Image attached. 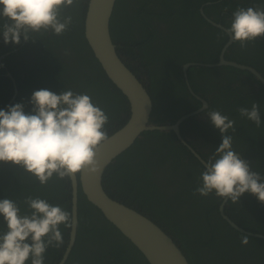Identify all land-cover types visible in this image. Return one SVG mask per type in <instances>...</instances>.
Masks as SVG:
<instances>
[{
	"label": "trees",
	"instance_id": "trees-1",
	"mask_svg": "<svg viewBox=\"0 0 264 264\" xmlns=\"http://www.w3.org/2000/svg\"><path fill=\"white\" fill-rule=\"evenodd\" d=\"M86 4L77 0L61 9V20L72 17L62 35L41 29L30 31L27 41L22 35L19 44L1 43L0 109L13 94V82L5 75L9 72L18 90L11 105L22 103L26 112L31 110L29 100L34 91L48 89L58 94L71 89L88 94L108 115V135L124 125L129 115L127 98L107 78L84 37ZM202 5L206 16L226 29L238 8L264 10V0H116L114 4L110 35L127 68L141 76L147 86L152 100L151 123L172 124L201 106L185 87L181 65L218 62L228 40L224 30L203 19L199 11ZM3 23L0 19V25ZM224 57L251 66L264 77V36L243 48L233 41ZM16 58L15 66L11 65ZM187 75L190 88L208 108L204 120L192 116L179 125L182 137H187L188 144L207 161L221 143V134L207 113L218 110L236 122L235 131L226 133L233 138V149L250 162L252 171L264 177V86L249 72L229 66H191ZM160 94L170 98L165 107L158 100ZM253 102L260 106L259 127L238 112L240 107L250 109ZM188 127L190 131L197 127V133L206 138L204 147L195 145L190 137L196 142L200 135L190 133ZM203 171L204 166L173 132L145 131L106 168L102 186L109 197L134 208L164 230L189 264H264V240L247 235L248 243L243 244L242 235L246 234L231 228L220 216L217 208L223 199L214 193L206 197L195 193ZM28 196L46 199L70 214L69 177L60 179L54 174L41 185L23 167L0 162V199L16 201L21 214H29L31 210L24 203ZM224 209L239 227L264 235V203L254 195L246 192L236 203L228 200ZM77 211L76 240L65 264H148L140 251L87 201L80 184ZM5 230L0 217V233ZM60 231L64 243L47 249L44 264H57L62 256L69 227L61 224Z\"/></svg>",
	"mask_w": 264,
	"mask_h": 264
},
{
	"label": "clouds",
	"instance_id": "clouds-1",
	"mask_svg": "<svg viewBox=\"0 0 264 264\" xmlns=\"http://www.w3.org/2000/svg\"><path fill=\"white\" fill-rule=\"evenodd\" d=\"M77 0H0V25L5 44H19L21 36L27 41L28 33L51 29L62 35L72 23L71 16L60 19L62 8ZM230 27L226 29L234 42L246 43L264 36V10L238 8L232 13ZM193 63V62H190ZM31 110L26 112L22 103L0 109V162L23 167L46 184L55 174L58 178L72 176L81 171H97V153L109 140L105 125L108 115L95 105L86 93L71 89L55 93L39 89L29 100ZM241 117L261 125L260 106L253 102L251 108L240 107ZM212 125L221 134L216 153L204 161L201 183L195 193L215 196L236 203L244 193L254 195L264 203V177L252 171L250 162L240 158L233 149L235 120L218 110L207 113ZM24 203L31 210L21 214L16 201L0 199V217L6 230L0 233V264H44L45 253L60 247L63 236L60 225L70 227V214L60 205L46 199L28 196ZM242 235L241 242L248 243Z\"/></svg>",
	"mask_w": 264,
	"mask_h": 264
},
{
	"label": "water",
	"instance_id": "water-1",
	"mask_svg": "<svg viewBox=\"0 0 264 264\" xmlns=\"http://www.w3.org/2000/svg\"><path fill=\"white\" fill-rule=\"evenodd\" d=\"M116 0H88L84 16V37L94 57L99 62L107 78L122 92L129 103V115L126 122L116 131L109 134V140L103 144L97 153V171H85L69 176L71 186L70 227L67 245L57 264H65L76 240L78 224V185L88 202L100 211L104 218L114 225L121 234L127 238L143 255L148 264H189L186 256L174 240L162 230L155 222L144 214L137 212L121 202L111 198L102 186L106 168L122 152L127 150L134 141L145 131L173 132L176 138L194 155L204 166V159L186 142L179 130V125L186 119L195 116L207 107V102L199 98L190 88L187 70L191 66L219 67L229 66L242 71H247L264 86V77L253 67L227 60L224 54L233 42L232 36L221 24L211 22L225 31L227 42L219 53V60L213 64L186 63L182 65L183 79L189 93L201 101V107L195 111L181 115L170 124H154L150 122L152 100L143 80H140L123 61L113 42L109 22ZM203 13V11H202ZM13 82V94L2 110H7L16 99L18 90L16 82L10 73H7ZM241 157V155L238 153ZM227 199L222 200L218 206L220 216L226 223L239 233L264 240L263 234L252 233L239 227L225 213L224 206Z\"/></svg>",
	"mask_w": 264,
	"mask_h": 264
},
{
	"label": "flooded vegetation",
	"instance_id": "flooded-vegetation-1",
	"mask_svg": "<svg viewBox=\"0 0 264 264\" xmlns=\"http://www.w3.org/2000/svg\"><path fill=\"white\" fill-rule=\"evenodd\" d=\"M88 2V0H85V2ZM86 6H87V4H86ZM203 7H204V5H202L200 8H199V11H200V13H201V15H202V17H203V19L206 21V22H208V23H210V24H212L211 22H214L213 20H212V16H206V14L203 12L202 13V11H203ZM214 23H217V22H214ZM218 24H220V23H218ZM162 28H164V26L162 27ZM220 29V28H219ZM222 30V29H221ZM1 43H2V45H5V43H4V41H3V37H1V40H0V45H1ZM8 53V52H7ZM6 54V53H5ZM17 63V58L16 59H14L13 61H11V65H13V66H15V64ZM186 64V63H185ZM184 65V64H183ZM181 72H182V65H181ZM7 73H9V72H7ZM7 73H5V75L7 76ZM9 77V76H8ZM182 77H183V74H182ZM139 78H140V80H143V78L141 77V76H139ZM184 80V79H183ZM147 87V86H146ZM159 91H162L160 88L158 89ZM198 97H199V95H197ZM200 98V97H199ZM200 103H201V101L198 99V98H196ZM158 100H159V102H160V104H161V106L162 107H165V105L167 106V104L168 103H170L169 102V100H170V98H169V96H165V95H163V94H160V96H159V98H158ZM202 105V104H201ZM201 107V106H200ZM199 107V108H200ZM199 108H196L195 110H197V109H199ZM208 108V104H207V107L206 108H204L202 111H200L198 114H196L195 115V118L196 119H198V120H204V117H205V110ZM194 110V111H195ZM204 113V114H203ZM203 115H204V117H203ZM216 129V128H215ZM187 131H190V128L188 127L187 128ZM215 131V130H214ZM190 133H192V134H195V135H200V134H198L197 133V127L196 128H192L191 129V131H190ZM203 134V133H202ZM195 135H192L194 138L196 137ZM191 138V140H193V142L195 143V145L197 144L198 146H201V147H204V144L202 143L203 142V140L204 139H206V138H204L202 135H200V138L199 137H197V138H195V139H197V141L195 142L194 141V139L192 138V137H190ZM185 140H186V142L188 143V138L186 137V138H184ZM198 146H197V148H198ZM197 152V151H196ZM198 153V152H197ZM199 154V153H198ZM200 155V154H199ZM201 156V155H200Z\"/></svg>",
	"mask_w": 264,
	"mask_h": 264
}]
</instances>
